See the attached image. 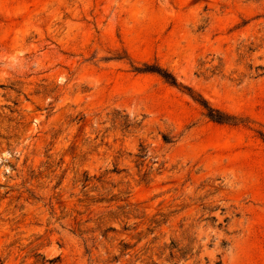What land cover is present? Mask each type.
Masks as SVG:
<instances>
[{"label":"rangeland","instance_id":"rangeland-1","mask_svg":"<svg viewBox=\"0 0 264 264\" xmlns=\"http://www.w3.org/2000/svg\"><path fill=\"white\" fill-rule=\"evenodd\" d=\"M153 263L264 264V0H0V264Z\"/></svg>","mask_w":264,"mask_h":264},{"label":"trees","instance_id":"trees-1","mask_svg":"<svg viewBox=\"0 0 264 264\" xmlns=\"http://www.w3.org/2000/svg\"><path fill=\"white\" fill-rule=\"evenodd\" d=\"M137 72H142V73H153V74H157L159 75L166 83H168L169 85L173 86V87H177V88H183L180 83H178V81L176 80V78L169 73L168 71L161 69L159 67H152V66H148L145 65L143 68H139L136 69ZM190 92V89H187ZM191 96V98L205 111L206 116L213 122L219 123V124H227V125H236L232 119H230V117H228L227 115H225L224 113L220 112L217 109L212 108L206 101H204L203 99H200V97H196L192 94H189ZM83 118H80L77 120V124H82ZM113 125H119L122 131L127 132V129H129L130 127L134 128V129H142L144 127V119L140 122H135L133 124H129L127 122H120L117 121V119H113L112 121ZM163 141L165 143H170V139L167 136H163L162 137ZM135 158H137V167H143V164L147 158V151H146V147L144 145H140V149H139V153L137 155H135ZM117 169H115L114 171H112V173H117L116 171ZM163 170V166L161 165L157 171L161 172ZM150 174V172L146 171L144 174V177H147ZM85 183L88 182L87 180L84 181ZM162 221H158V220H154L153 223L158 226H160L162 223ZM161 223V224H160ZM219 228H222V225H220ZM111 231H115L114 229H110ZM103 238H106V235L102 236ZM123 248L125 247V245L122 246ZM166 250H170L169 256L167 258V261H173V259L176 258L175 254H179L180 258H184V250L183 249H178L174 243H171L170 246H164L163 248V252H165ZM163 255V253L160 255ZM155 264V263H153ZM176 264V263H173ZM220 264V263H218Z\"/></svg>","mask_w":264,"mask_h":264}]
</instances>
